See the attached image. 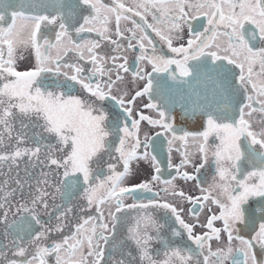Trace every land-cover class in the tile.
Returning a JSON list of instances; mask_svg holds the SVG:
<instances>
[{
    "label": "snow or ice",
    "instance_id": "obj_1",
    "mask_svg": "<svg viewBox=\"0 0 264 264\" xmlns=\"http://www.w3.org/2000/svg\"><path fill=\"white\" fill-rule=\"evenodd\" d=\"M0 264H264V0H0Z\"/></svg>",
    "mask_w": 264,
    "mask_h": 264
}]
</instances>
